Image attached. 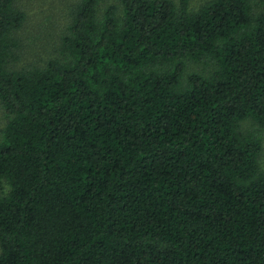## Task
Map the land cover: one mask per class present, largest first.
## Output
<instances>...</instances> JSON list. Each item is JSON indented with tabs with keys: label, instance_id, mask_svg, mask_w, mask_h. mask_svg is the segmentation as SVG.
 <instances>
[{
	"label": "trees",
	"instance_id": "1",
	"mask_svg": "<svg viewBox=\"0 0 264 264\" xmlns=\"http://www.w3.org/2000/svg\"><path fill=\"white\" fill-rule=\"evenodd\" d=\"M190 1L80 0L14 69L0 0V264H264V0Z\"/></svg>",
	"mask_w": 264,
	"mask_h": 264
},
{
	"label": "rangeland",
	"instance_id": "2",
	"mask_svg": "<svg viewBox=\"0 0 264 264\" xmlns=\"http://www.w3.org/2000/svg\"><path fill=\"white\" fill-rule=\"evenodd\" d=\"M80 0H15V6L27 14L23 27L17 32L21 40L20 58L12 65L14 69L31 66H44L52 58L59 56L62 36L67 32L71 21V8ZM179 1V0H175ZM207 0H191L192 8H198ZM117 0H102L101 10ZM202 66L190 63L187 73L201 71ZM9 120L0 103V138L2 130ZM252 123L245 121L244 129H250ZM260 165L264 170V133Z\"/></svg>",
	"mask_w": 264,
	"mask_h": 264
}]
</instances>
